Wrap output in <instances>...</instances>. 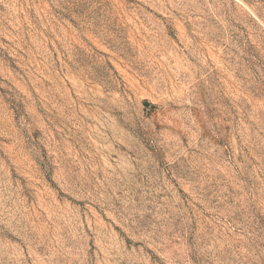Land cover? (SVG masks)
Segmentation results:
<instances>
[{"label": "rangeland", "instance_id": "obj_1", "mask_svg": "<svg viewBox=\"0 0 264 264\" xmlns=\"http://www.w3.org/2000/svg\"><path fill=\"white\" fill-rule=\"evenodd\" d=\"M0 264H264V0H0Z\"/></svg>", "mask_w": 264, "mask_h": 264}]
</instances>
